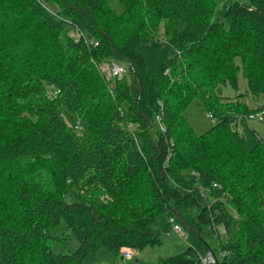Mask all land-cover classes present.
Segmentation results:
<instances>
[{
	"label": "trees",
	"instance_id": "16d2710c",
	"mask_svg": "<svg viewBox=\"0 0 264 264\" xmlns=\"http://www.w3.org/2000/svg\"><path fill=\"white\" fill-rule=\"evenodd\" d=\"M220 1L120 0L118 14L108 0H0V264L161 245L158 217L194 210L199 235L218 237L214 264H264V145L233 126L264 104L216 93L237 88L239 59L264 95V0H229L222 18ZM164 20L177 54L153 71L138 46ZM105 61L128 68L113 89ZM195 97L215 119L199 134L185 116ZM72 237L75 251L54 249Z\"/></svg>",
	"mask_w": 264,
	"mask_h": 264
},
{
	"label": "rangeland",
	"instance_id": "374dc122",
	"mask_svg": "<svg viewBox=\"0 0 264 264\" xmlns=\"http://www.w3.org/2000/svg\"><path fill=\"white\" fill-rule=\"evenodd\" d=\"M229 0H221L217 16L222 18L228 7ZM111 7L116 13L123 12L120 0H108ZM167 21L164 20L160 24L159 30L155 35L143 36L138 50L143 54L147 67L150 70H157L164 62H169L177 54L174 46L169 42L165 34V26ZM184 29V23L179 26V32ZM120 63L119 61H116ZM239 69L237 71V88L227 85H221L216 89V93L220 96L235 97L243 94L245 103L249 108L255 109L264 104V95L254 96L249 92L247 79L243 74L242 65L237 59ZM128 76V74H127ZM65 116V115H64ZM185 116L188 119L190 126L199 134L204 130L209 129L215 122V119L209 117V112L203 102L195 97L185 110ZM66 119H68L65 116ZM69 120V119H68ZM240 136L243 137L249 147H254L260 141L264 145V120H252L249 123L244 122L236 128ZM68 198H75L70 194ZM200 198V197H199ZM201 199V198H200ZM197 211H190L189 214L176 216V221L180 224L183 232L178 234L171 227L168 231L165 230L168 224V218L165 215L158 217L154 224L156 230L161 231V245L147 246L142 250H138V254L131 261L138 260L141 264H163V259L183 253L187 248L193 247L200 255H206L210 250L215 254H220L218 251V237L216 234L209 231L208 228H203L199 235L198 230L193 227L192 219H196ZM223 236L221 235V238ZM70 251H75L79 247V242L72 237L71 241L63 239L62 242L56 241L53 244L55 250L64 248ZM123 258L122 251L115 254L108 251L106 248H100L98 251L91 253L84 260L83 264H123L128 262Z\"/></svg>",
	"mask_w": 264,
	"mask_h": 264
},
{
	"label": "built area",
	"instance_id": "2783aa9c",
	"mask_svg": "<svg viewBox=\"0 0 264 264\" xmlns=\"http://www.w3.org/2000/svg\"><path fill=\"white\" fill-rule=\"evenodd\" d=\"M90 44H93V42H90ZM98 43H94L95 46H97ZM97 67L99 71L102 73L104 78L107 80V82L110 83L109 87L110 89L114 88V82L116 79H121L124 76L127 75L128 68L127 65L123 63H117L116 61H105V62H100L97 64ZM211 118L212 116L209 115ZM264 119V112H256V113H251L249 115L241 116L239 117L238 120H236L233 124L235 128L239 126V124H242L244 122H250L252 120H263ZM155 125L156 127L164 132L165 126L161 120V116L157 115L155 119ZM129 129L133 128L132 124H129ZM168 222L170 224V227L172 230L177 232L178 234L182 233L183 230L180 226V224L176 221L175 217H170L168 219ZM218 232L223 231V228L220 227L217 229ZM123 258L125 260H133L135 256L138 254V250L133 249V248H124L123 251ZM224 256V253L222 254ZM201 264H214L216 262V257L213 253L209 252L206 255H201L200 257Z\"/></svg>",
	"mask_w": 264,
	"mask_h": 264
},
{
	"label": "crops",
	"instance_id": "0c3cea01",
	"mask_svg": "<svg viewBox=\"0 0 264 264\" xmlns=\"http://www.w3.org/2000/svg\"><path fill=\"white\" fill-rule=\"evenodd\" d=\"M211 252V251H210ZM209 253V252H208Z\"/></svg>",
	"mask_w": 264,
	"mask_h": 264
},
{
	"label": "water",
	"instance_id": "95a60500",
	"mask_svg": "<svg viewBox=\"0 0 264 264\" xmlns=\"http://www.w3.org/2000/svg\"><path fill=\"white\" fill-rule=\"evenodd\" d=\"M177 216V215H176Z\"/></svg>",
	"mask_w": 264,
	"mask_h": 264
}]
</instances>
